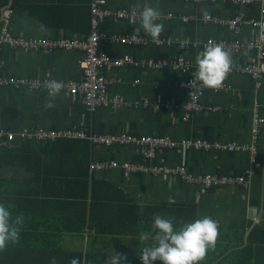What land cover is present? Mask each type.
I'll return each mask as SVG.
<instances>
[{
    "label": "crops",
    "instance_id": "0c3cea01",
    "mask_svg": "<svg viewBox=\"0 0 264 264\" xmlns=\"http://www.w3.org/2000/svg\"><path fill=\"white\" fill-rule=\"evenodd\" d=\"M112 10L129 9L132 5L143 12L158 13L159 21L144 19L131 26L128 22L113 23L108 21L102 30L110 34H133L150 40L156 37H168L181 42L193 43L192 47L183 48L180 45L156 47L153 42L147 45H117L102 43L100 51L106 55L124 57L131 56L137 61L173 62L180 57L192 62L205 60L221 61L225 58L233 64L244 63L250 56L246 51L232 55L227 52L204 49L195 43L210 39L248 42L251 30L242 27L238 33H233L227 26L215 23L197 21L185 23L182 16H194L199 19L211 15L220 20H228L245 12L248 18H259L260 5L237 7L229 2L224 3H186L183 0H103ZM94 0H0V26L3 11L12 13L11 31L14 36L27 39H61L86 38L92 30V3ZM171 14L173 19H166ZM217 57V58H216ZM84 55L81 51L64 52L12 50L0 42V76L19 77L26 79L47 78L57 83L81 82L83 70L81 61ZM103 76L114 78L108 87L109 97L120 95L127 106L120 109L101 107L89 112L85 102L64 92L54 94L48 91H34L28 88H0V130L18 133L24 128H42L45 130H79L87 128L94 135L129 134L137 137L167 136L175 142L184 140H208L234 143L238 146H249L253 138V124L256 106L264 119V84L257 88L256 82L249 76L235 75L228 78L231 88L224 92L207 91L201 97L203 112L195 114L189 121L185 118V106L188 102L186 91L181 83L190 75L174 71L167 66L161 70L136 68L129 65L113 70H102ZM161 98L163 103L173 102L171 109H155L145 107V100L154 103ZM1 141V140H0ZM4 142V141H3ZM85 142V141H84ZM7 145H21L17 140ZM89 143V142H88ZM46 144V142L44 143ZM88 153L90 164L93 162H117L145 164L149 168L183 167L194 176L241 175L251 163L248 152L233 153L220 151H195L184 148L164 149L151 160L144 159L141 148L135 146L101 147L89 143ZM25 150H15L14 147L0 150V183L6 188H35L54 185L56 179L46 180L35 177L27 172L26 161L16 158ZM259 153L262 162L254 177L250 178L246 188L240 186H225L214 188L206 194L198 196V186L187 184L180 178H167L163 175L143 173H127L121 169L107 170L97 174L96 180H104L109 188L123 193L124 205L144 207H160L163 205H191L196 209L197 219L202 225L214 227L232 235L231 244H238L228 252V264L239 261L241 249L247 247L253 233L257 234L250 244L248 256L250 264H264V127L259 141ZM41 165V169L45 168ZM58 184V183H57ZM93 180L90 179L92 187ZM4 209L0 223V264H27L28 257L16 258L7 256L11 246L7 243L12 235L23 236L22 245L34 250L66 252H102L96 264H153L150 252L158 245L155 243H136L130 245L131 239L125 243H109L113 235L122 234L124 228H104L99 233L96 229L85 226L83 230L75 231L77 227L67 229L50 228V224L72 214L63 201L54 197L23 196L18 204L11 197H3ZM71 203V202H70ZM73 203V202H72ZM11 208H7V205ZM13 205V206H12ZM72 208V207H71ZM14 211V213H13ZM14 214V215H13ZM29 216L38 221L42 219L43 228L29 229ZM110 218V214L101 215ZM90 217V215H88ZM114 217V216H112ZM26 221L27 227L22 225ZM15 221V223L13 222ZM54 226V225H53ZM121 231L118 233L117 231ZM58 234L63 240L57 239V245L49 242L30 243V236H52ZM102 237L100 243H93L96 236ZM244 243H243V239ZM129 239V238H128ZM244 244V245H243ZM225 245V244H224ZM59 246L61 248H59ZM163 256L154 258L167 259L172 246H161ZM59 248V249H58ZM123 253H129V256ZM218 254L213 255L217 264ZM223 261L222 259H220ZM101 261V262H100Z\"/></svg>",
    "mask_w": 264,
    "mask_h": 264
},
{
    "label": "built area",
    "instance_id": "2783aa9c",
    "mask_svg": "<svg viewBox=\"0 0 264 264\" xmlns=\"http://www.w3.org/2000/svg\"><path fill=\"white\" fill-rule=\"evenodd\" d=\"M134 1V0H131ZM159 1H176V0H159ZM186 3H224L229 2L237 7H249L254 0H183ZM260 4V12L258 19L248 18L245 12H241L237 16L228 20H220L211 15L204 16L199 19L194 16H182L181 19L185 23H193L202 21L204 23H215L217 25L227 26L233 33H238L242 27H248L251 30L252 38L248 42L239 40L226 41L210 39L205 42L195 43L201 45L204 49L215 50L217 52H227L232 55L246 51L251 56L244 62L233 64L227 58L217 60H205L201 62H192L180 57L173 62H157L137 61L131 56L116 57L106 55L100 51L102 43H111L117 45H147L153 42L156 47L180 45L183 48L192 47L193 43L181 42L177 39L156 37L149 39L140 36L139 33L133 34H110L102 30V26L108 21L118 23L120 21L128 22L131 26L144 19L149 21H159L162 16L158 13H148L141 11L138 7L132 5L129 9L112 10L106 6L103 0H94L92 3V30L86 38H61V39H27L22 36H14L11 31L12 13L8 12L3 17V27L0 32V42L8 45L12 50H24L28 52L36 51H81L84 55L81 61V69L83 70V79L81 82L57 83L47 78L26 79L19 77L0 76V88L14 87L16 89L28 88L34 91H48L51 94L56 92H64L67 95L78 97L85 102L89 112H94L101 107H110L112 109H120L127 106V102L120 95L109 97L108 87L115 79L103 76L102 70H113L125 65L136 68L161 70L169 66L171 69L184 74L195 73L194 78H189L181 83V87L186 91L188 102L185 106L186 119L193 114L203 112L201 105V97L207 91L224 92L231 87L228 86L227 80L235 75L249 76L257 81L258 86L262 85L264 78V0H255ZM173 19L171 14L165 17ZM154 107L155 109H171L174 107L173 102L157 99L154 103L145 100V107ZM264 119L259 115L257 110L254 114L253 124V142L251 147H240L233 143L211 142L208 140H184L180 143L173 141L170 137L162 136H144L137 137L135 135H94L89 129L79 130H45L42 128H24L18 133L0 130V140L12 143L17 140L22 142H54L57 140H77L89 142L95 146L112 148L115 146L131 145L141 148L146 161L153 160L157 153L164 149L184 148L186 150H203V151H220L233 153L235 151L250 150L252 154L253 168L258 166V151L256 143L261 133ZM92 172H102L112 169H121L127 173H143L165 175L168 177H183L186 182L201 186L200 194H205L212 187L236 184L245 182L244 177L228 178L217 176H199L194 178L187 174L183 167L170 169L167 167L149 168L144 164L123 163L101 161L93 163L90 166ZM247 175L253 174V170H248Z\"/></svg>",
    "mask_w": 264,
    "mask_h": 264
},
{
    "label": "trees",
    "instance_id": "16d2710c",
    "mask_svg": "<svg viewBox=\"0 0 264 264\" xmlns=\"http://www.w3.org/2000/svg\"><path fill=\"white\" fill-rule=\"evenodd\" d=\"M12 147L15 150L26 151L17 155L16 158L27 162V164H20L21 166L27 165L25 167L27 172L34 173L37 178L46 180L54 178L57 181L54 185L39 188L31 186L6 188L2 185L4 184L2 181L0 183V220L4 209L3 197H11L14 200L13 203L18 204V199L23 198V196L40 195L45 198H57L56 200L63 201L65 206H68L67 209L72 211L69 217L50 224V228L56 227L55 225L58 224L59 228L57 229L77 227L75 231H79L88 225L89 228L96 229L98 233L104 228L110 229L113 233L112 229L118 230L123 227L122 234L113 235L109 239V243H125L130 239V245H136L140 242L155 243L158 245L154 248L157 249L156 252H150L154 259L151 260L153 264H214L213 255L217 253H219L216 258L217 264H228L230 260L229 250L238 245L235 241L227 244L232 240L231 234L202 225L197 219L194 206L144 207L124 205L121 202L123 193L120 190L113 189V187L109 188L103 182L104 180L95 179L97 174L107 171H91L90 166L93 162L91 164L89 162L90 148L88 142L62 139L46 142V144L28 141L21 145H7L0 141V150L3 153L6 148ZM42 164L46 165L44 169H41ZM91 178L93 180L92 187L90 186ZM7 208L10 209L11 205L8 204ZM107 214H110V218L101 216ZM29 219V229L43 228L42 219L38 221L32 216H29ZM13 222L15 223V221ZM22 225L24 228L27 227L25 220L22 221ZM3 228L5 227L0 223V229ZM117 232L121 233L120 230ZM257 234H259L257 231L253 233L247 247L240 251L244 257L239 256V261L234 264H250L248 256L245 257V255ZM22 238L24 237L20 235H12L10 239L6 240L11 245L8 248L10 251L6 255H12L16 258L28 257L27 264H96V261L99 262L103 254L98 251L87 253L60 250L43 251L37 247L31 250L22 245ZM29 239L30 243L34 244L49 242L51 245L53 243L57 245V239L62 241L63 236L61 234H58L57 237L30 236ZM102 240V237L98 235L94 238L93 243H100ZM163 244L167 247L172 246V250L167 254V259L154 258V255L163 256L161 251ZM0 245L2 244L0 243ZM59 248L61 247L59 246ZM123 254L129 256V253ZM15 264H25V262H15Z\"/></svg>",
    "mask_w": 264,
    "mask_h": 264
},
{
    "label": "bare ground",
    "instance_id": "6f19581e",
    "mask_svg": "<svg viewBox=\"0 0 264 264\" xmlns=\"http://www.w3.org/2000/svg\"><path fill=\"white\" fill-rule=\"evenodd\" d=\"M256 3H258L257 1H255L254 0V2L252 3V4H250V6L251 5H253V4H256ZM259 4V3H258ZM260 5V4H259ZM261 8V7H260ZM258 19V18H257ZM253 79V78H252ZM254 80V79H253ZM255 81V80H254ZM256 82V85H257V88L258 89H261L262 88V86H263V84H264V78L262 79V85L261 86H258V83H257V81H255ZM212 91V90H211ZM215 92V91H214ZM256 110H257V112L259 113V109L257 108V106H256ZM255 110V111H256ZM195 114H193L191 117H193ZM259 115H260V113H259ZM261 116V115H260ZM190 117V118H191ZM185 118H186V114H185ZM190 118L189 119H186L187 121H189L190 120ZM263 127H264V125L262 126V129H261V133H260V135H259V137H258V140H257V143H256V148H257V151H258V156H257V162H258V166L257 167H255V168H253V164H252V154H251V152H250V150H242V152H248V153H250V155H251V163H250V167L243 173V174H241V175H231V176H219V175H211V176H217V177H228V178H240V177H244L245 178V182H243V183H236V184H227V185H222V186H217V187H212V188H210V189H208L207 190V192L208 191H210L211 189H214V188H220V187H225V186H233V187H235V186H240V187H244V188H246L247 186H248V183H249V180H250V178H252V177H254V175H255V173H256V171L261 167V165H262V162H261V159H260V153H259V141H260V138H261V135H262V130H263ZM152 137V136H151ZM162 137H167V136H162ZM196 140H201V139H196ZM215 142H217V141H215ZM220 142V141H219ZM225 143V142H224ZM234 144V143H233ZM237 145V144H236ZM252 145H254V142H253V138H252V143H251V145H249V146H240V147H251ZM191 150H194V149H191ZM195 151H203V150H195ZM207 152V151H206ZM209 152V151H208ZM236 152V151H235ZM158 154V153H157ZM157 156V155H156ZM145 159V158H144ZM119 164H123V163H119ZM139 164V163H138ZM145 165V164H144ZM170 169H174V168H170ZM248 170H253V174H251V175H247L246 173H247V171ZM187 172V171H186ZM187 174H189V175H191L190 173H188L187 172ZM151 175H154V174H151ZM163 176H165V175H163ZM191 176H193L194 178H197V177H199V176H194V175H191ZM203 176V175H202ZM204 176H207V175H204ZM165 177H167V178H180V179H183L185 182H186V180L183 178V177H168V176H165ZM187 184H190V185H193V186H198V192H197V195L198 196H201V195H204V194H200V189H201V186H199V185H197V184H191V183H188V182H186ZM206 192V193H207ZM205 193V194H206Z\"/></svg>",
    "mask_w": 264,
    "mask_h": 264
},
{
    "label": "rangeland",
    "instance_id": "374dc122",
    "mask_svg": "<svg viewBox=\"0 0 264 264\" xmlns=\"http://www.w3.org/2000/svg\"><path fill=\"white\" fill-rule=\"evenodd\" d=\"M8 12H4L3 11V14H2V17H1V26H0V32H1V29H2V27H3V22H2V20H3V17L7 14Z\"/></svg>",
    "mask_w": 264,
    "mask_h": 264
}]
</instances>
